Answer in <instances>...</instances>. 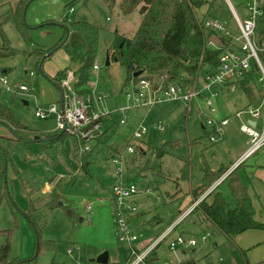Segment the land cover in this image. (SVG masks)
Listing matches in <instances>:
<instances>
[{
  "label": "rangeland",
  "instance_id": "1",
  "mask_svg": "<svg viewBox=\"0 0 264 264\" xmlns=\"http://www.w3.org/2000/svg\"><path fill=\"white\" fill-rule=\"evenodd\" d=\"M18 2L0 0V16L14 11ZM71 2H30L23 18L27 42L19 34L13 18L1 27L0 46L3 40L8 41L13 54L0 58V78L10 85L25 86L28 92L12 94L0 86V101L11 109L18 122L40 133L41 138L54 133L55 116L39 119L35 112L52 106L59 109L61 95L50 80L64 70L68 71L67 75L76 72L81 61L71 60L63 48H58L63 33L61 27L42 30L39 26L47 22L59 25L85 22L98 27L94 62L98 69H91V86L83 90L92 95L94 111L106 116L104 125L97 137L87 144L85 169L72 157L70 139L46 148L41 143H31L23 150L10 153L11 166L0 177V192H4L0 194V245L9 244L11 259L23 262L33 258L37 247L35 227L40 232L41 244L36 264H97L93 261L104 252L108 254L106 264H127L130 248L144 252L170 226L172 234L154 249L156 259L149 264H177L186 257L200 264H264V232L247 231L229 240L213 226L205 224L198 213L184 214L191 203L190 190L200 186L205 170L214 171L221 162L229 165L231 156L238 152L246 138L239 132L240 120L234 117L233 111H228L226 115H230L232 129L221 141L210 143V128L206 126L204 108L197 110L201 103L197 99L190 113L183 102L134 108L127 112L125 124L119 125L121 117L113 112L128 103L125 93L131 86L123 87L125 70L122 66L113 60L106 66L107 49L116 35L131 38L139 26L140 16L137 12L123 15L117 7L109 10L100 0H87L85 5L83 0ZM233 6L240 20L249 17L240 0ZM236 45L240 48L241 41ZM37 49L51 53L41 65L32 53ZM203 75L204 68L198 78L201 85ZM253 88L259 92V83L255 82ZM96 95L105 98L97 102ZM236 95L225 91L221 94L223 100L235 101L239 110L245 100ZM221 96L215 98L217 108L222 105ZM246 119L247 116L242 117V121ZM142 127L146 133L141 140H134L133 134ZM7 135L6 128L0 125V136ZM149 135L153 141L151 146L147 145ZM129 146L133 154L127 153ZM79 149L82 152L81 145ZM160 153L165 155L162 165L169 156L190 161V179L178 181L179 171L171 161L163 168L165 176L154 175L160 167ZM118 158L123 180L134 183L137 191L120 207L128 232L136 237L131 244L120 243L115 235L117 208L112 202L111 189L117 179L113 161ZM251 163L252 159L246 160L236 175L252 197L255 219L264 223V187L254 181L251 183L247 167ZM145 177L147 180L141 181ZM44 184L55 186L54 191L60 196L56 205L45 204L47 196L41 193ZM176 184L181 195L171 200L179 194L176 190L171 199L168 196ZM216 193L229 209L234 208L227 182L222 183ZM30 203L38 209L32 221L25 216ZM178 235L195 239L197 246L186 251H169L170 238ZM202 237L206 239L204 242L200 240Z\"/></svg>",
  "mask_w": 264,
  "mask_h": 264
},
{
  "label": "trees",
  "instance_id": "2",
  "mask_svg": "<svg viewBox=\"0 0 264 264\" xmlns=\"http://www.w3.org/2000/svg\"><path fill=\"white\" fill-rule=\"evenodd\" d=\"M32 1L19 0L14 11L9 10L2 14L0 16V29L9 19L13 18L19 34L27 42L26 31L23 25V11ZM100 1L109 10L117 7L123 15L137 12L140 16V23L134 35L131 38L116 35L112 45L107 49L109 63L113 60L125 70L124 88L127 86L135 88L137 83L144 79L153 82L156 86L160 85L164 90L169 85H178L184 89L194 86L199 90L202 85L199 83L198 78L202 68H204V82L207 76L214 74L220 63V55L226 49L237 50V45L234 41L237 29L233 16L224 0ZM236 1L230 0L232 4ZM210 19L224 23L230 36L205 28L204 22ZM229 24L231 25L229 26ZM52 27H61L63 29L60 43L67 33L72 32L79 34L86 41L87 49L85 54L81 53V47L78 44H64L61 46L71 60L81 61L80 67L74 73L72 87L78 94L84 95L83 89L88 87L91 80L90 71L96 58L98 27L85 22H63L60 25L47 22L39 26V29L47 30ZM254 37L259 44L264 43V0H262L261 14L256 19ZM209 43L212 45H209ZM8 44V41H2L0 58L13 54ZM32 53L36 55L37 62L40 65L51 55L50 51L43 49L33 50ZM259 56L264 61V53H261ZM67 72V70L59 72L54 79L50 80L59 90L61 97L64 93L62 81L67 77ZM137 72H141V75L134 77V74ZM257 78L258 74L255 64L253 61H250V69L243 71L240 77L231 81V83L235 84L238 95L245 100L246 107L256 105L260 99V91H255L253 88L254 83L257 82ZM0 125L8 131L7 136H0V177L2 174H5L8 166H11L10 153L25 149L30 141L34 143L39 142L42 147H47L68 138L72 144L73 158L80 162L82 169L87 167L84 152H81L79 149L81 143L71 130L58 131L56 134L49 136V138L53 139L51 141H42L41 138L39 141H35L33 137L38 133L18 122L11 109L1 101ZM209 135L210 133L208 137ZM161 155H164V153ZM238 168L232 171L226 180L234 201L233 209L227 207L220 194L211 192L191 211V213L201 215L211 226L215 227L229 240L246 231H264V224L254 220L255 213L251 198L246 188L242 186L240 180L235 175ZM14 172L18 173L15 168ZM181 173L183 180L188 179L189 166L187 164L182 167ZM223 173V169L211 176L206 173L202 186L192 190L193 200H197L207 190L210 183L216 181ZM3 193L0 192L2 195ZM59 197L54 191L51 194V199L46 202V205L50 207L56 205ZM37 213L38 209L30 203L25 216L32 221ZM34 229L37 235V247L34 257L23 262L11 259L9 256L10 247L6 243L5 245H0V264H36L41 244L39 239L40 232L37 228L34 227ZM154 249L145 256L142 264H149L156 259ZM140 253L141 251L130 249L127 264ZM177 264H200V262L186 257Z\"/></svg>",
  "mask_w": 264,
  "mask_h": 264
},
{
  "label": "built area",
  "instance_id": "3",
  "mask_svg": "<svg viewBox=\"0 0 264 264\" xmlns=\"http://www.w3.org/2000/svg\"><path fill=\"white\" fill-rule=\"evenodd\" d=\"M228 6L237 29L238 36L234 38L235 42L241 41V46L237 50L226 49L219 59V66L213 75L207 76L204 79L201 89L192 86L190 88H181L178 85H169L165 90L160 85L156 86L153 82L148 80H140L136 87L126 91V100L130 103L129 106L118 109V112L124 113L131 107L146 106L151 107L162 102H183L187 106L188 112L191 111L193 100L197 99L204 90L211 91L216 87H227L230 92L236 91L235 84L231 81L240 77L243 71L250 69V61H253L257 70V82L260 85V99L254 106L247 107L246 110L236 113V117L246 114L250 118V122L242 124L240 131L249 138V146L243 156L233 164L230 171L224 176L226 177L236 168H238L245 160L254 155L258 150L264 148V61L260 59V54L264 53V43L257 45L254 37V30L256 26V19L261 14L262 0H241L245 5L249 17L245 20H240L233 4L230 0H224ZM204 27L207 29L221 32L226 36L230 33L226 29V25L218 20H206ZM209 45H212L209 43ZM93 70L98 67L94 64ZM30 76H33L30 73ZM0 86L5 91L14 94L15 91L19 93L28 92L25 86L10 85L4 78H0ZM64 93L62 96L61 110L52 106L46 111L37 110L35 117L45 119L49 115H54L56 120V130L64 131L71 130L81 143L82 152H88V142L94 140L102 126V120L106 117L96 113L91 108V98L85 95L78 94L72 87V75L68 74L65 80L62 81ZM214 95L203 97V106H205L208 114H206V126L211 129L209 140L216 142L222 136L223 127L227 125L228 119L216 120L215 108L213 106ZM251 122L254 125H251ZM125 123L124 118L119 121L120 125ZM213 129V131H212ZM146 133L142 127L139 131L133 134L134 140H140ZM127 153L132 154L134 150L131 146L127 148ZM115 165V175L117 177L116 183L111 189L112 202L117 208V213L114 220L115 235L120 243L131 244L136 241V237L128 232V227L125 219L120 211L121 205L137 194L136 185L128 183L122 178L120 159L113 161ZM118 165V166H117ZM171 230L164 233L149 249L136 255L129 264H142L145 256L155 247H157L162 240L170 236ZM204 241V237L200 239ZM197 241L192 238H185L183 236H174L170 238L168 250L174 252L175 250L194 248ZM132 249V248H130ZM133 253V250H132Z\"/></svg>",
  "mask_w": 264,
  "mask_h": 264
},
{
  "label": "crops",
  "instance_id": "4",
  "mask_svg": "<svg viewBox=\"0 0 264 264\" xmlns=\"http://www.w3.org/2000/svg\"><path fill=\"white\" fill-rule=\"evenodd\" d=\"M75 73V72H74ZM74 73H69V74H71L72 75V83L74 82ZM26 74V73H25ZM31 77H33V76H31ZM91 86V84H90V82H89V84H88V87H90ZM223 91H225L226 93H229V94H236L237 92L236 91H234V92H230L229 91V89L227 88V87H216V88H214L213 90H211V91H207V90H204V91H202L201 92V94H200V96L197 98L201 103H200V105L198 106L197 105V110L198 109H202V108H204V116H206V114H208V112H207V110H206V108H205V106H203V97L205 98V97H207V96H210L211 94L212 95H214V98H213V106H214V108H215V110H216V112H215V114H214V116H215V119L216 120H222V119H228V123H227V125H225L224 127H223V133H222V136L221 137H219L216 141L218 142V141H221L222 140V138L224 137V136H226V132L227 131H230L231 129H232V124L233 123H231V119H230V115H226L227 114V112L228 111H233V115H234V117L235 118H237L238 120H240V124H239V126H238V129H239V132L242 134V135H244L246 138H245V140H243V143L241 144V146H240V148H239V150H238V152L235 154V155H232L231 156V162L229 163V165H226V164H224V163H220L219 164V167H217V169L216 170H214V171H209V170H205L206 172H205V174L207 173V174H209V176H211V175H213L214 173H216L217 171H219V170H224V173L216 180V181H213L212 183H210V185H209V187L207 188V190L205 191V192H203L198 198H197V200H193V198H192V190H190V195H191V203H190V205H189V207L187 208V210L184 212V214L185 215H190V214H192L191 213V211L195 208V207H197V205H198V203L201 201V200H203L209 193H211V192H213L214 194L216 193V190L219 188V186L222 184V183H224V182H226V180H227V176L226 177H224L229 171H230V169L232 168V166H233V164L235 163V162H237L242 156H243V154L246 152V150H247V148H248V146H249V138L245 135V134H243L241 131H240V126L242 125V124H245V123H247V122H250V118H249V116L248 115H246V114H242L239 118L238 117H236V113H238V112H242L241 110L243 109V110H246L247 109V107H246V104H244L243 105V107H242V109H239V110H236V106H235V104H236V102L235 101H231V102H229V101H226V100H223V97L221 96V94H222V92ZM84 95L85 96H88V97H90L91 98V108H92V110L94 111V109H93V107H92V95H87L86 93H84ZM237 95H238V93H237ZM236 95V96H237ZM217 96H221L220 98H221V100H223L222 101V105H221V107H218L217 108V106H215L216 104H215V98H217ZM239 96V95H238ZM104 98H105V96H102V95H96V101L97 102H102L103 100H104ZM238 98V97H237ZM237 98H236V100H237ZM197 99H195V100H197ZM195 100H193V101H195ZM127 101V100H126ZM216 101H217V99H216ZM128 102V101H127ZM163 103V102H162ZM193 103V102H192ZM24 104H27L26 102H24ZM127 106H129L130 105V103L128 102L127 104H126ZM125 105V106H126ZM157 105V104H156ZM125 106H121V107H119V108H117L113 113H117V114H119L120 115V117H121V119L122 118H124L125 119V116L127 117V112H129L131 109H136V108H138V107H146V106H136V107H131L130 109H128V110H126L124 113H120V112H118V109H120V108H122V107H125ZM155 106V105H154ZM251 106H254V105H251ZM151 107H153V106H151ZM150 107V108H151ZM61 108H62V97H61V99H60V101H59V109L61 110ZM58 109V110H59ZM201 112H202V114H203V111L201 110ZM243 116H247V119L245 120V121H242V117ZM106 118V117H105ZM105 118L102 120V127H103V125H104V120H105ZM120 119V120H121ZM119 120V121H120ZM252 123V122H251ZM125 124V123H124ZM123 124V125H124ZM253 125H254V123H252ZM120 125V124H119ZM234 128H235V126H233ZM210 131H211V129H210ZM212 131H213V129H212ZM58 131L56 130V126H55V131H54V133H52V134H48V135H46L45 137H43V138H41L40 136H41V134L40 133H38V132H36V133H38L37 135H35V136H37V138H35L34 139V137H33V140H35V141H39L40 140V138H41V140L42 141H46V140H49V141H51V140H53V139H51V138H49V136H52V135H54V134H56ZM212 132H210V134H211ZM213 134V133H212ZM211 134V135H212ZM224 135V136H223ZM210 136V135H209ZM54 138H56V137H54ZM66 139H68V138H66ZM142 139V138H141ZM140 139V140H141ZM208 139H209V137H208ZM151 141H152V139H151ZM209 142H210V140H209ZM31 143H34L33 141H30L29 142V144H31ZM39 143V142H38ZM43 143V142H42ZM55 143H59V142H55ZM210 143H215V142H210ZM28 144V145H29ZM54 144V143H53ZM152 144H153V141H152ZM151 144V145H152ZM148 145V144H147ZM151 145H148V146H151ZM47 147H49V146H47ZM44 148H46V147H44ZM129 154V153H128ZM133 154V153H132ZM162 153H160V155H158V158H159V161H160V167L156 170V171H154L153 172V174L154 175H164L163 174V168H164V166H165V164L167 163V162H169V161H171V162H173L175 165H176V168L178 169V171H179V176L178 177H176V178H178V181L180 180V181H184L183 179H182V177H181V169H182V167L185 165V164H187L188 166H189V175H188V179H185V180H189L190 179V176H191V167H190V161L189 162H187L185 159H177V158H173V157H171V156H169V157H167L166 158V160H165V163H164V165H162V160L164 159V156L165 155H161ZM73 157V156H72ZM249 159H252V163H251V165H249V166H247L248 167V170H249V177H250V181H251V183L254 181V183L256 184V185H259V186H262V187H264V148H261L260 150H258L254 155H252L251 157H249L247 160H249ZM78 161V160H77ZM246 161V160H245ZM245 161L241 164V166L237 169V170H239L244 164H245ZM79 162V161H78ZM81 165V164H80ZM237 170H236V172H237ZM236 172H235V175H236ZM165 176V175H164ZM206 176V175H205ZM205 176H203V178H202V180H201V184H200V186L199 187H201L202 186V184H203V179H204V177ZM236 177H237V175H236ZM147 178L148 177H145V178H143L141 181H145V180H147ZM238 178V177H237ZM239 179V178H238ZM125 180V179H124ZM240 180V179H239ZM126 182H129V181H127V180H125ZM240 183H241V181H240ZM242 184V183H241ZM51 185V186H50ZM54 185L53 184H44L43 186H42V189H41V193L42 194H45L47 197H46V201L45 202H48L50 199H51V194L54 192V188H55V186L53 187ZM242 186H244L243 184H242ZM199 187H197V188H199ZM245 187V186H244ZM196 188V189H197ZM246 188V187H245ZM191 189V188H190ZM176 190L179 192V194H178V196H176V197H174L173 199H171V196L173 195V193L172 192H176ZM195 190V189H194ZM246 191H247V193H248V195L250 196V198H251V201H252V197H251V195L249 194V192H248V190H247V188H246ZM217 194H219V193H217ZM180 195H181V190L178 188V185L176 184V187H175V190L174 191H170V193H168V196H169V198L171 199V200H175V199H177V198H179L180 197ZM254 198H257V195H255L254 196ZM46 204V203H45ZM252 206H253V209H254V204H253V202H252ZM254 213H255V211H254ZM203 218V217H202ZM203 220H204V223L205 224H209V222L207 221V220H205L204 218H203ZM254 220L255 221H257L256 219H255V214H254ZM258 223H261V222H259V221H257ZM261 224H264V223H261ZM215 228V227H214ZM216 229V228H215ZM168 230H171V234H172V232H173V230H172V228H170V226L167 228V229H165L164 231H163V234L164 233H166ZM250 231H258V230H250ZM247 232V231H246ZM260 232H264V231H260ZM220 233V232H219ZM245 233V232H244ZM162 234V235H163ZM170 234V235H171ZM222 234V233H221ZM161 235V236H162ZM223 235V234H222ZM239 235H241V234H239ZM238 236V235H237ZM169 237V236H168ZM236 237V236H235ZM206 239H205V237H204V241H205ZM203 241V242H204ZM258 244V243H257ZM197 246V245H196ZM195 246V247H196ZM179 249H181V248H179ZM189 249V248H188ZM184 250V249H183ZM187 249H185L184 251H186Z\"/></svg>",
  "mask_w": 264,
  "mask_h": 264
},
{
  "label": "water",
  "instance_id": "5",
  "mask_svg": "<svg viewBox=\"0 0 264 264\" xmlns=\"http://www.w3.org/2000/svg\"><path fill=\"white\" fill-rule=\"evenodd\" d=\"M86 2H87V0H83V5H85ZM26 8H27V6L25 7V9L23 11V15L26 12ZM64 44H68V45L78 44L81 47V53L82 54H85L86 49H87V44H86V41L84 40V38L75 32L67 33L65 38L61 42V44L58 46V48H60ZM108 65H109V61H108V57H107L106 66H108ZM140 75H141V72H137L134 74V77H137ZM251 125H253V124L251 123ZM147 144L148 145L152 144L150 135L147 138ZM107 260H108V254L106 252H104L100 256H98L93 262H96L97 264H106Z\"/></svg>",
  "mask_w": 264,
  "mask_h": 264
}]
</instances>
